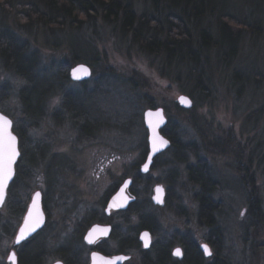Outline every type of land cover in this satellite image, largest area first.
Segmentation results:
<instances>
[{"label":"rangeland","instance_id":"1","mask_svg":"<svg viewBox=\"0 0 264 264\" xmlns=\"http://www.w3.org/2000/svg\"><path fill=\"white\" fill-rule=\"evenodd\" d=\"M223 7V20L240 30L236 53L229 62L216 46L201 53L196 88L192 69L144 51L116 26L97 21L93 28L26 30L0 9V42L12 36L17 53L22 50L19 73L0 56V112L10 118L20 152L0 207V264H9L16 230L35 191L41 192L47 221L24 248L38 243L42 264L76 255L73 264H88L83 234L103 218L102 201L112 189L137 175L147 151L143 112L156 107L163 108L177 146L161 152L132 185L133 212L112 216L116 235L97 247L116 252L121 240L138 234L143 217L153 221L151 249L147 256L140 247L127 250L126 264H190L202 243L211 252L202 264H264V0H225ZM134 9L151 17L145 1H134ZM215 22L217 16L201 23L212 45ZM78 63L90 67L85 80L69 76ZM181 94L192 100L191 108L177 105ZM199 164L214 180L218 238L199 215L200 190L188 174ZM251 174L261 199L260 221L248 205ZM156 184L165 190L160 206L151 200ZM176 247L182 259L171 255Z\"/></svg>","mask_w":264,"mask_h":264},{"label":"trees","instance_id":"2","mask_svg":"<svg viewBox=\"0 0 264 264\" xmlns=\"http://www.w3.org/2000/svg\"><path fill=\"white\" fill-rule=\"evenodd\" d=\"M134 1L138 0H0V9L5 11L4 13H11L19 25L26 30L34 26L49 31L64 28L78 29L83 25L93 28L97 21L116 26L122 33L130 34L132 40L137 42L144 51L159 53L168 63L183 64L189 68L188 70L192 69L198 77L195 78V88L199 84V75L203 71V68L199 70L197 62L201 53L208 50L210 46H216L222 54L223 61L229 62L234 57L240 30L223 20L220 13L224 8L225 0H142L150 8L151 17H148L144 11L138 14L134 9ZM216 16L217 22L214 27L216 38L212 45L209 30L201 23L207 17L212 19ZM209 24L210 22L207 26ZM4 40L0 42V56L6 63H14L19 73L17 63L22 50L18 48L17 53V45L12 36H6ZM65 75L68 74L65 73ZM23 98L25 100L26 97L23 96ZM170 127L167 121L161 132L171 141L170 147H176L177 141ZM145 149L147 150V146ZM200 165L205 167L204 164H199L196 166L197 169L190 168L188 174L190 181L200 190L197 195L199 215L205 224L212 228L211 234L218 238L220 232L215 227L214 220V212L217 208L211 200L214 180L209 171ZM140 179L137 177L135 182ZM244 180L247 181L245 178ZM252 181L251 174L247 183L248 205L255 221H260L261 199ZM147 221L149 220L141 217L135 228L136 231L148 228ZM126 245L121 241L120 249L124 251L128 247ZM192 256L190 264H202L204 255L201 250L194 249ZM222 262L227 264L224 260ZM67 263L72 264L70 261Z\"/></svg>","mask_w":264,"mask_h":264},{"label":"water","instance_id":"3","mask_svg":"<svg viewBox=\"0 0 264 264\" xmlns=\"http://www.w3.org/2000/svg\"><path fill=\"white\" fill-rule=\"evenodd\" d=\"M74 69H80L79 71L75 73V77H79V79L74 77V74H73ZM83 69L87 70V74H85ZM90 75H91L90 67L83 63H78L74 65L73 67H71L69 70V76L72 80H78V81L85 80ZM176 103L179 107L183 109H189L192 106V100L187 95H184V94H181L177 97ZM0 117H4L11 122L10 118L1 112H0ZM143 123L147 130V153H146L144 162L140 166L139 171L140 173H147L150 168V165L153 162V158L156 157L161 152L167 150L171 145V141L161 133V129L167 123V117L165 116L162 107L145 109L143 112ZM11 127H12V122L5 129L3 126V120H0V157H2L4 154L5 141L8 136L15 137L14 148L16 152V156L10 165L11 178L7 182V187L4 190L3 199L0 200V207L4 204L6 194H7V189L14 179L15 164L20 155L19 149H18L17 137L12 132ZM161 141H167V143L161 147ZM131 182H132L131 178H126L119 185L117 191L110 197L107 203L106 212H109L110 210L125 209L128 206V204L134 200V198L129 197L126 192L127 188L131 185ZM163 196H164L163 187L161 185H156L154 187V194L152 196L153 202L155 204H161L163 201ZM44 221H45V217H44V212H43L42 204H41V192L35 191L31 196L30 202L28 203V206L23 216L22 222L16 230L13 244L16 246L22 241H24L25 239L32 236L43 226ZM21 229H24V231L27 234L24 236L22 240H20L19 243H17V237L21 234ZM109 234H110L109 226L94 224L88 229L87 233L85 234L84 241L88 244H92L96 239L100 237H107ZM139 241L141 242L143 249H148L151 243L149 232L146 230L142 231L139 234ZM205 246H207L208 252L205 251ZM200 248L203 251V254L205 257H209L211 255L210 248L206 243H202L200 245ZM177 250H179V254H177ZM13 254H15V251L12 249L9 251L8 256H7V262L9 264H17L16 254H15L14 261L9 258ZM173 254L175 256L180 257L181 256L180 248L176 247L173 250ZM128 259H129V255H126V254H115V255L109 256V255H104L100 252H92L90 255L89 264H123ZM53 264H63V263L61 261H56Z\"/></svg>","mask_w":264,"mask_h":264},{"label":"flooded vegetation","instance_id":"4","mask_svg":"<svg viewBox=\"0 0 264 264\" xmlns=\"http://www.w3.org/2000/svg\"><path fill=\"white\" fill-rule=\"evenodd\" d=\"M167 121H168V119H167ZM167 124V123H166ZM164 128V127H163ZM162 128V129H163ZM11 129H12V127H11ZM161 129V130H162ZM12 132L16 135V137H17V141H18V149H19V137H18V135L13 131V129H12ZM162 133V132H161ZM166 151V150H165ZM20 153V152H19ZM146 153H147V151H146ZM146 153H145V156H146ZM161 154V153H160ZM159 155V154H158ZM157 155V156H158ZM157 156L156 157H154L153 158V162H152V164L150 165V168H149V170L154 166V160L157 158ZM144 159H145V157H144ZM15 166H16V164H15ZM141 166V165H140ZM140 166H139V169H140ZM138 169V170H139ZM148 170V171H149ZM15 173H16V167H15ZM148 173V172H147ZM144 174H146V173H140V171H138V173H137V175L136 176H134V177H130V176H127V177H125L123 180H122V182L126 179V178H131V180H132V182H131V185L127 188V190H126V192H127V195L129 196V197H132V198H134V200L132 201V202H130L129 204H128V206L125 208V209H117V210H110L109 212H106V206H107V203H108V201H109V199H110V197L117 191V189H118V187H119V185L122 183H120V184H118L115 188H113L112 189V191H111V193L108 195V196H106L105 197V199H103V201H102V211H103V218H101V219H97L96 221H93L87 228H86V230H85V232H84V234H83V237H82V239H83V242L89 247V249H90V252H89V262H88V264L90 263V255H91V253L92 252H100V253H102V254H104V255H115V254H126V255H129V259L127 260V261H125L123 264H126L130 259H131V255L130 254H128L127 253V250H134V249H136L137 247L139 248L140 247V249H141V252L145 255V256H147L146 255V252H148L150 249H151V246H152V242L150 243V246H149V248L148 249H143L142 248V245H141V242L139 241V234L142 232V231H144V230H146V231H148L149 232V234H150V240H151V230H150V228H151V225L153 224V221L150 219L149 221H147V222H149V227L148 228H144V229H140V231L138 232V234H134L133 236H130L129 238H126V239H123V240H121L126 246H128L127 247V249L125 248L124 249V251H122L121 249H120V243L121 242H119V246H118V248H117V251L116 252H114V253H108L107 251H105L104 249H100V248H98L97 247V244L101 241V240H106V239H108V238H110V237H113V236H115L116 235V232H115V225H113L112 223H111V220H112V216H114L115 214H123V213H127V212H133V209H134V206H135V204H136V200H137V198H136V196H135V194L132 192V189H131V187H132V185L134 184V183H136L135 182V179L137 178V177H142ZM14 177H15V175H14ZM156 185H161V184H156ZM155 185V186H156ZM154 186V187H155ZM162 186V185H161ZM163 187V186H162ZM163 190H164V188H163ZM153 194H154V188H153ZM153 194L151 195V200H152V203L153 204H155L154 202H153V199H152V196H153ZM164 195H165V190H164ZM43 201L44 200H42V196H41V204H42V209H43V212H44V217H45V221H44V224H43V226L36 232V233H34L32 236H30L29 238H27V239H25L24 241H22L21 243H19L18 245H14L13 244V247L14 248H11L10 250H14L15 251V254H16V261H17V264H42L43 263V253H42V251L40 250V248H39V244L38 243H36L35 242V244H33L29 249H25L24 247L29 243V242H31L32 240H34L36 237V235L37 234H39L40 232H42V229L45 227V225H46V221H47V211H46V208H45V206H44V204H43ZM163 202H164V196H163V201H162V203L161 204H155V205H162L163 204ZM26 212V211H25ZM25 214V213H24ZM24 216V215H23ZM23 219V218H22ZM87 221H89V220H87ZM21 222H22V220H21ZM90 222V221H89ZM21 224V223H20ZM94 224H100V225H104V226H109L110 227V234L107 236V237H100V238H98V239H96L92 244H88V243H86L85 241H84V236H85V234L87 233V231H88V229L92 226V225H94ZM19 227V226H18ZM35 237V238H34ZM38 245V246H37ZM201 245V244H200ZM200 245H199V250H201V248H200ZM208 245V244H207ZM18 247H21V249L20 250H16V248H18ZM24 248V249H23ZM178 248H180V247H178ZM175 249V248H174ZM173 249V250H174ZM9 250V251H10ZM173 250L171 251V255L173 256V257H176V258H178V259H182V257H183V252H182V249L180 248V250H181V256L180 257H178V256H175L174 254H173ZM202 251V250H201ZM202 253H203V251H202ZM204 255V254H203ZM211 256V255H210ZM163 257H164V253H162V252H160V254H159V256H158V259L157 260H161V259H163ZM205 257V256H204ZM75 258H77V255L76 256H73V257H71L70 259H68V260H61V259H57V260H54L51 264H53L54 262H56V261H61L63 264H69V263H67L68 261H70V260H72V261H74L75 260ZM71 262V261H70ZM72 264H73V262H71Z\"/></svg>","mask_w":264,"mask_h":264},{"label":"snow or ice","instance_id":"5","mask_svg":"<svg viewBox=\"0 0 264 264\" xmlns=\"http://www.w3.org/2000/svg\"><path fill=\"white\" fill-rule=\"evenodd\" d=\"M79 70L80 69H74L73 70L74 77H75V73ZM83 71L85 72V74H87L86 69H83ZM75 78L79 79V77H75ZM0 120H3V126L5 129L11 123L9 120H7L4 117H0ZM166 143H167V141H161V147ZM14 144H15V137L8 136L6 141H5L4 154L2 157H0V200L3 199V194H4L5 188L7 187V182L11 178L10 165L16 156ZM158 191H159V189H158ZM26 234L27 233L24 231V229H21V234L17 237V243H19L20 240H22ZM145 235H147V234H145ZM205 251L208 252L207 246H205ZM177 254H179V250H177ZM9 258L14 261L15 260V254H13Z\"/></svg>","mask_w":264,"mask_h":264}]
</instances>
